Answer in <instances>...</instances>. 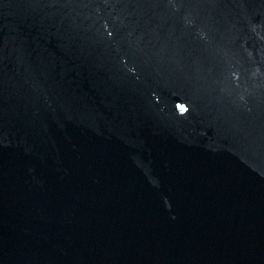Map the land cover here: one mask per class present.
Returning <instances> with one entry per match:
<instances>
[{"label": "water", "instance_id": "water-1", "mask_svg": "<svg viewBox=\"0 0 264 264\" xmlns=\"http://www.w3.org/2000/svg\"><path fill=\"white\" fill-rule=\"evenodd\" d=\"M0 264H264V0H0Z\"/></svg>", "mask_w": 264, "mask_h": 264}, {"label": "clouds", "instance_id": "clouds-1", "mask_svg": "<svg viewBox=\"0 0 264 264\" xmlns=\"http://www.w3.org/2000/svg\"><path fill=\"white\" fill-rule=\"evenodd\" d=\"M175 108L179 115H186L190 111V106L187 102L177 101L175 104Z\"/></svg>", "mask_w": 264, "mask_h": 264}]
</instances>
